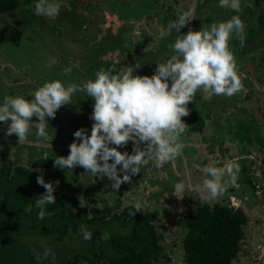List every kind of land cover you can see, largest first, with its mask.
Here are the masks:
<instances>
[{"label": "rangeland", "instance_id": "1", "mask_svg": "<svg viewBox=\"0 0 264 264\" xmlns=\"http://www.w3.org/2000/svg\"><path fill=\"white\" fill-rule=\"evenodd\" d=\"M56 2L60 12L54 19L36 14L37 0H21L18 8L0 14V104L5 96L31 99L38 87L56 79L66 86H82L94 79L102 67H114L116 71L132 67L134 74L152 75L158 62L174 54L171 46L178 35L237 14L245 24V40L241 46L239 39L233 37L230 48L247 92L231 98L213 95L207 99L202 90L197 91L188 105L190 115L183 118L187 123L181 136L185 144L183 155L162 168H156L152 162L141 166L131 183L122 184L118 191L112 189L107 177H95L80 166L72 170L54 167L55 157L69 154L76 130L85 128L91 134L94 102L85 92L73 94L72 104L62 106L55 119L49 118L47 132L54 137L52 142H38L33 130L27 142L19 144L15 134L6 135L8 125L0 122V163H20L48 175L59 181L64 190L84 199L87 208L117 202L120 209L129 204H139L140 212L158 209L156 224L162 235L163 253L156 264H186L182 239L188 228L184 214L202 202L192 189L203 187L207 167L238 163L239 187L226 186L222 195L208 203L222 202L234 209L242 208L248 215L245 238L234 264H264V0H241L239 13L220 7V0ZM190 8L192 20L181 33L173 29L161 39L160 32L167 30L168 23ZM251 39L256 40L249 50L247 43ZM136 65L140 67L136 69ZM65 68H71V73L65 75ZM196 125L201 127L195 130ZM133 147L129 141L120 151L131 154ZM177 183H184L185 190L176 193ZM233 196L238 207L229 201ZM83 226L90 232L100 230L109 236L129 229L117 223ZM39 231L25 235L24 239L39 247L42 254L51 249L54 263H63L59 260L66 261L88 244L81 229L58 243ZM46 260L53 262L51 256Z\"/></svg>", "mask_w": 264, "mask_h": 264}, {"label": "clouds", "instance_id": "2", "mask_svg": "<svg viewBox=\"0 0 264 264\" xmlns=\"http://www.w3.org/2000/svg\"><path fill=\"white\" fill-rule=\"evenodd\" d=\"M219 6L239 13L241 0H220ZM35 11L37 15L54 19L59 15L60 4L56 0H37ZM192 15L191 8L179 14L176 21L168 23L166 31L160 32V38L173 29L181 33ZM244 33L245 24L240 15H233L226 21L178 35L171 46L174 54L158 62L152 75L134 74L132 67L120 71L102 67L94 79L82 86L75 83L66 86L56 79L38 87L31 99L21 95L5 96L0 104V122L8 125L6 135L15 134L19 144L27 142L33 130L38 142H52L54 137L47 132L49 118L55 119L62 106L72 104L73 94L85 92L94 101L91 134L85 128L76 130L69 154L55 157L54 167L72 170L80 166L95 177H107L112 189L118 191L122 184L131 183L141 166L152 162L156 168H162L183 155L185 144L181 136L187 130L183 118L190 115L188 105L194 101L197 91L202 90L207 99L213 95L231 98L239 92L246 94L230 48L233 37L243 46ZM139 67L136 65V69ZM63 71L67 75L72 69ZM129 141L134 145L132 153L120 151ZM239 171V164L233 162L223 167L209 166L205 169L203 187L192 190L200 201L211 202L223 194L226 186L239 187ZM37 184L46 190L35 200V207L39 209L37 218L43 220L52 215L46 206L56 203L55 188L59 181L54 185L40 175ZM184 190V183L175 184L176 193ZM79 204L84 207L87 202L79 197ZM135 207L136 212L140 211L139 204ZM32 209L33 205L29 204L24 211L30 213ZM81 233L85 241L92 239V233L83 225ZM108 238V233L101 236V239ZM50 256L54 261L51 249H45L43 254L34 251L38 262Z\"/></svg>", "mask_w": 264, "mask_h": 264}, {"label": "trees", "instance_id": "3", "mask_svg": "<svg viewBox=\"0 0 264 264\" xmlns=\"http://www.w3.org/2000/svg\"><path fill=\"white\" fill-rule=\"evenodd\" d=\"M20 2L0 0V14L12 12ZM253 29H250L251 34ZM255 40L248 41L249 50ZM201 125L194 126L195 130ZM40 175L55 185V180L34 168L20 163H0V264H58L36 261L34 251L42 254L41 249L27 242L25 235L40 230L58 243L78 233L85 223H117L129 229L126 233L112 232L107 240L101 239L102 231L92 230V239L86 248L74 252L66 261L59 260L61 264H156L160 261L163 245L156 224L158 209L136 212L134 204L120 209L117 202L103 207H80V196L59 184L55 188L56 203L46 206L52 215L41 220L37 218L39 209L35 207L38 195L46 191L37 184ZM29 204L33 205L30 213L24 211ZM184 218L188 228L182 239L186 264H234L248 223V215L242 208L234 209L222 202L213 205L198 202L185 212Z\"/></svg>", "mask_w": 264, "mask_h": 264}, {"label": "built area", "instance_id": "4", "mask_svg": "<svg viewBox=\"0 0 264 264\" xmlns=\"http://www.w3.org/2000/svg\"><path fill=\"white\" fill-rule=\"evenodd\" d=\"M230 200L232 206L238 207L239 204L236 202L235 196L231 197Z\"/></svg>", "mask_w": 264, "mask_h": 264}]
</instances>
